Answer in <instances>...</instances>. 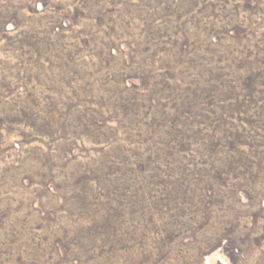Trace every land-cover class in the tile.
Segmentation results:
<instances>
[{"label": "rangeland", "instance_id": "rangeland-1", "mask_svg": "<svg viewBox=\"0 0 264 264\" xmlns=\"http://www.w3.org/2000/svg\"><path fill=\"white\" fill-rule=\"evenodd\" d=\"M0 264H264V0H0Z\"/></svg>", "mask_w": 264, "mask_h": 264}]
</instances>
